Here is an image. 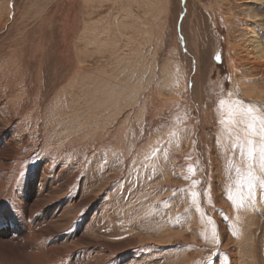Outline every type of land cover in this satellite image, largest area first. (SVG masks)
Segmentation results:
<instances>
[{
  "label": "rangeland",
  "instance_id": "obj_1",
  "mask_svg": "<svg viewBox=\"0 0 264 264\" xmlns=\"http://www.w3.org/2000/svg\"><path fill=\"white\" fill-rule=\"evenodd\" d=\"M239 105L264 0H0V264H264Z\"/></svg>",
  "mask_w": 264,
  "mask_h": 264
},
{
  "label": "snow or ice",
  "instance_id": "obj_2",
  "mask_svg": "<svg viewBox=\"0 0 264 264\" xmlns=\"http://www.w3.org/2000/svg\"><path fill=\"white\" fill-rule=\"evenodd\" d=\"M239 104V102H236ZM257 106H249L244 108L243 105L235 110L240 116H242L247 124L245 131V137L243 143L239 145L242 153H246L250 163L249 168L252 167V161L257 156L261 162V168L264 170V116H261L257 112ZM248 183L251 185L252 180L255 178L254 173L249 172ZM195 196V193H193ZM228 199L232 200L231 196Z\"/></svg>",
  "mask_w": 264,
  "mask_h": 264
},
{
  "label": "bare ground",
  "instance_id": "obj_3",
  "mask_svg": "<svg viewBox=\"0 0 264 264\" xmlns=\"http://www.w3.org/2000/svg\"><path fill=\"white\" fill-rule=\"evenodd\" d=\"M254 49H255L256 52H258V53H260V54L263 52V50H261V48L257 50V47H254ZM253 53H254V52H253ZM252 55H253V54H252ZM254 55H255V54H254ZM261 57H262V54H261ZM254 60H255V59H254ZM251 61H252V60H251ZM252 62H253V61H252ZM256 64H257V63H256Z\"/></svg>",
  "mask_w": 264,
  "mask_h": 264
}]
</instances>
